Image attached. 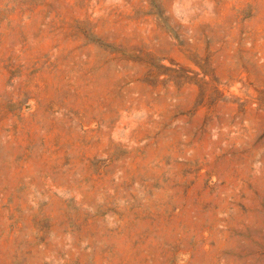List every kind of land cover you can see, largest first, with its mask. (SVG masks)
<instances>
[{
  "label": "rangeland",
  "instance_id": "rangeland-1",
  "mask_svg": "<svg viewBox=\"0 0 264 264\" xmlns=\"http://www.w3.org/2000/svg\"><path fill=\"white\" fill-rule=\"evenodd\" d=\"M0 264H264V0H0Z\"/></svg>",
  "mask_w": 264,
  "mask_h": 264
}]
</instances>
